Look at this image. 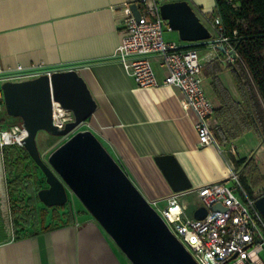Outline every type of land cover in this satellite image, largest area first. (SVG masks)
<instances>
[{
  "label": "crops",
  "instance_id": "0c3cea01",
  "mask_svg": "<svg viewBox=\"0 0 264 264\" xmlns=\"http://www.w3.org/2000/svg\"><path fill=\"white\" fill-rule=\"evenodd\" d=\"M177 1L187 2L208 28L212 40L219 39L210 17L214 0ZM134 3L135 0H0V75L47 67H75L97 105L87 121L89 131L141 195L147 201L163 203L173 194L154 162L156 157L172 156L191 185L190 190L183 192L187 193L184 198L191 197L194 204L196 197L191 191L224 180L233 168L231 156L238 155L237 148L234 140L225 142L223 137L220 141L214 139L224 150L222 154L214 146L199 148L195 118L181 107L180 93L162 85L139 88L124 71L115 57L122 40L121 10ZM165 41L181 48L186 45L174 36ZM219 47L228 48L221 43L196 47L198 55L201 54L202 75L211 79V83L213 69L209 67L220 64L219 84L211 85L213 101L208 99L214 108L209 121L213 128L218 125L215 110L221 103L230 104L229 100L241 103L230 72L220 63L225 54ZM149 60L161 84L165 72L158 57L151 56ZM220 89L225 90L229 100ZM0 108L1 113L2 101ZM218 116L223 121L227 114L220 111ZM231 147L235 150L233 154L229 153ZM183 204L187 206L189 202L183 200ZM46 227L52 228L41 230ZM0 264L130 263L80 207L75 213L63 214L54 224H40L33 233L17 236L13 229L9 235L0 211Z\"/></svg>",
  "mask_w": 264,
  "mask_h": 264
},
{
  "label": "water",
  "instance_id": "95a60500",
  "mask_svg": "<svg viewBox=\"0 0 264 264\" xmlns=\"http://www.w3.org/2000/svg\"><path fill=\"white\" fill-rule=\"evenodd\" d=\"M130 10L138 20V7L132 4ZM159 10L168 30L177 33L180 42L193 48L215 44L187 2L163 3ZM219 50L225 53L223 47ZM233 54L234 50L230 52ZM33 73L36 76L28 80L3 82L0 90L5 113L18 119L26 132L22 149L45 179L47 188L37 192L38 201L46 208H61L66 204L68 190L130 264H196L96 137L90 131H76L97 108L78 70L58 66L35 69ZM53 105L70 112L73 122L63 129L54 126ZM41 133L66 139L47 162L41 159L37 147ZM154 162L175 195L191 189L174 157L160 156ZM254 207L264 220V195L255 200ZM210 210L224 212L225 208L215 204ZM0 211L11 235L1 148ZM206 214L205 209L196 208L193 218L202 220Z\"/></svg>",
  "mask_w": 264,
  "mask_h": 264
},
{
  "label": "built area",
  "instance_id": "2783aa9c",
  "mask_svg": "<svg viewBox=\"0 0 264 264\" xmlns=\"http://www.w3.org/2000/svg\"><path fill=\"white\" fill-rule=\"evenodd\" d=\"M163 3V0H135L139 11L138 20L132 14L130 5L122 7V40L115 57L137 87L148 89L162 85L176 89L181 95V107L195 118L198 147L214 146L222 154L224 150L214 140L209 124L214 108L201 86L203 66L197 50L190 44L181 48L164 40L163 34L168 27L160 16L159 9ZM212 24L219 34V39L214 40L213 45L221 43L228 47L224 49V59L220 60L221 65L226 67L236 55L235 52L230 55L233 49L222 35L220 20L215 18ZM151 56L158 57L160 68L165 72L161 84L151 67ZM33 71L1 74L0 82L31 79L36 76ZM0 101L3 102L1 97ZM52 119L53 125L59 129L73 122L72 114L57 105H53ZM25 133L20 124L0 128V148L16 146L22 149ZM234 152L231 147L229 153ZM239 179L238 173L232 168L224 180L191 191L195 194L196 204L190 215L186 214L188 207L183 204L187 193H173L164 199L163 209L158 208L159 201L148 200L196 264H264L260 256L264 252V220L254 207L259 196L247 194ZM215 204L225 208L224 212L211 211L210 208ZM196 208L207 211L202 220L193 218Z\"/></svg>",
  "mask_w": 264,
  "mask_h": 264
},
{
  "label": "trees",
  "instance_id": "16d2710c",
  "mask_svg": "<svg viewBox=\"0 0 264 264\" xmlns=\"http://www.w3.org/2000/svg\"><path fill=\"white\" fill-rule=\"evenodd\" d=\"M210 17L212 22L215 18L220 20L222 35L235 52L236 58L226 68L241 96V103L236 104L229 100L225 90L220 89L230 104L221 103L215 110L218 125L212 130L213 135L216 140L223 137V141L231 142L242 134L250 132L264 147V0H214L213 15ZM209 69H213L212 85L216 87L219 84L217 75L220 72V64L214 63ZM220 111L227 114L223 121L218 116ZM2 158L5 174L17 176L7 184L8 188L14 191L21 189L19 175L26 168L24 165L27 161H30L34 170H39L24 149L16 146L4 147ZM233 164L245 172V178L240 177V184L243 190L251 195L247 183L248 179L254 181L253 167L249 166L250 162L245 159L234 161ZM20 202L18 197L12 205L9 202L11 226L15 236L18 233L15 229L20 224L31 222L24 218V210ZM50 209L55 210V208ZM52 215L55 220L59 218L56 213ZM40 218V224L43 226L46 215L42 214ZM50 228L52 227L41 230Z\"/></svg>",
  "mask_w": 264,
  "mask_h": 264
},
{
  "label": "rangeland",
  "instance_id": "374dc122",
  "mask_svg": "<svg viewBox=\"0 0 264 264\" xmlns=\"http://www.w3.org/2000/svg\"><path fill=\"white\" fill-rule=\"evenodd\" d=\"M177 0H163L164 3L169 2H175ZM208 29V28H207ZM211 30V29H210ZM174 36L177 37V33L171 32L169 30H165L164 32V39L168 40L169 37ZM199 53V57H200ZM202 79V88L204 91V94L206 97L212 102L213 101V87L211 86V79L205 76H201ZM19 120L11 118L7 116L5 113V110H3L0 113V128L6 129L9 126L18 125ZM211 129L213 130V126L210 125ZM76 131H89L88 124L85 122L82 126H80ZM246 136L238 137L234 140V145L237 148L238 155L236 154V157L231 156V164L234 168V170L238 173L239 178L244 177L245 178V172L240 169L236 168L233 164L234 161H238L240 159H245L247 162H250L249 166L253 167L254 174H253V182H251L250 179L247 183L248 187L251 189V196L258 197L262 192H264V147L261 145V142L256 138V136L253 133H245ZM65 142V139L60 138H53L46 134H40L37 140V147L39 149V153L41 156V159L44 162H47V159L49 155L57 149L60 145H62ZM26 167L24 171H22L19 175L20 181H21V189H18L16 191L9 189L7 184L10 183L13 178L17 177L15 174H5V185H6V193H7V199H8V205L9 202L12 205V203H15V199L21 200V207L24 210V218L26 221H31L28 224H20L15 230L18 231L21 235H28L33 233L34 231L39 229L40 225V215L44 214L46 215V218L44 220L43 226H49L51 224H54V217L53 213H56L59 217L63 214H67L68 211L75 213L78 208L83 206L80 204V202L67 190V201L66 204L61 208H55L53 209L44 207L40 201H38L37 198V192L39 190L47 188V185L45 183V179L41 172L39 170H34L32 166L30 165V161H27L24 165ZM240 183V179H239ZM28 185H31L30 187ZM14 188V187H13ZM183 200H186L189 202L188 209H187V215H190L192 212V208H194V204L191 201V197L184 198ZM19 202H16L18 204ZM158 208L163 209L164 203H159ZM60 222H63V220H60ZM12 229V227H11ZM264 261V252L260 255Z\"/></svg>",
  "mask_w": 264,
  "mask_h": 264
}]
</instances>
